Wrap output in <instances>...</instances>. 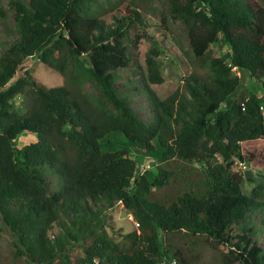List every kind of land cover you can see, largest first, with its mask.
I'll use <instances>...</instances> for the list:
<instances>
[{"label":"trees","instance_id":"16d2710c","mask_svg":"<svg viewBox=\"0 0 264 264\" xmlns=\"http://www.w3.org/2000/svg\"><path fill=\"white\" fill-rule=\"evenodd\" d=\"M129 1L109 18L104 0L6 2L13 36L0 40V218L12 258L21 256L13 264H72L74 248L80 264H202L194 260L202 242L225 247L208 264H264V177L244 193L231 169L264 162V97L237 90L235 73L264 87V6L160 0L183 23L205 70L159 98L148 83L162 81L160 49L151 42L142 71L136 48L144 32L136 29L143 14L135 8L142 0ZM217 42L226 48L214 55ZM27 57L63 82L35 79ZM126 72L137 74L122 85L138 84L147 119L116 84ZM86 80L97 96L80 93ZM20 132L34 138L17 143ZM110 132L156 157L152 175L126 149L100 148ZM116 203L136 223L118 240L107 220Z\"/></svg>","mask_w":264,"mask_h":264},{"label":"rangeland","instance_id":"374dc122","mask_svg":"<svg viewBox=\"0 0 264 264\" xmlns=\"http://www.w3.org/2000/svg\"><path fill=\"white\" fill-rule=\"evenodd\" d=\"M256 1L264 6V0ZM6 2L7 0H0V7L5 14V16H0V40H3V38L9 40L13 36V33L8 30V28L12 26L13 12L10 10ZM129 3V0H104V6L110 8L104 12V17L109 18L111 14H118L122 11L123 6L128 5ZM135 8L143 14V23L137 27L136 32H144V35L140 38L136 48L137 62L139 63L141 70L145 71V53L151 45V42H155L157 48L160 49L157 59L159 60V71L162 81L159 83H148V86L155 92L157 97L164 98L175 89L180 90L182 88V80L184 76L190 72L202 73L204 72L205 67L200 64V61L194 58L188 46L186 30L183 23L179 20L170 18L166 14L165 7L160 0L138 1L135 4ZM134 32L135 31H131V35H133ZM210 48L214 55H218L225 50L226 46H222L217 42L211 44ZM24 64L35 79L47 86L63 82L62 75L47 67L36 57L25 58ZM235 73L239 75L237 90L256 89L259 95L264 97L263 86L252 80V78L245 72L236 71ZM131 79L137 80V74L132 75L129 72H126L118 78L116 84L121 86L122 90L127 91L130 94L131 105L143 119H147L150 107L147 104L145 95L138 90V84L130 82L125 86L122 85ZM79 91L89 98L93 95H98L97 89L89 80L84 81L80 85ZM16 102L17 104H20V99L17 98ZM33 138L34 136L29 132H20L16 142H25L26 140ZM99 145L102 150L124 148L136 159V162L139 165L148 163L147 174L152 175L155 170L156 157L142 153L136 147L134 142L125 139L120 132H110L109 134H105L99 140ZM216 159L218 161L220 160L218 157ZM231 169L241 174L242 180L240 182V188L244 193H248L251 186L256 182L261 181L264 177V162L260 157L255 168L236 162L232 164ZM248 177L251 180H248ZM109 214L110 217H108L107 220H109L114 227L115 240L120 238L119 234L134 229L136 226L131 215L121 203H116ZM52 230H56L55 225ZM11 247V237L0 218V264H13L16 263V260L21 259V256H19L20 258H12ZM224 250V246L218 245L217 247H211L207 243L202 242L196 251L194 260L195 262L202 264L214 263L219 251ZM81 255V249L74 248L73 256L80 257ZM73 256L72 254L70 256L72 264H80L79 261H75V259L73 260Z\"/></svg>","mask_w":264,"mask_h":264},{"label":"built area","instance_id":"2783aa9c","mask_svg":"<svg viewBox=\"0 0 264 264\" xmlns=\"http://www.w3.org/2000/svg\"><path fill=\"white\" fill-rule=\"evenodd\" d=\"M260 108H261V110L264 112V107H261V106H260ZM147 166H148L147 164L144 165V167H147ZM173 263H174V260L171 259V260L168 261L167 263L165 262V263H162V264H173Z\"/></svg>","mask_w":264,"mask_h":264}]
</instances>
